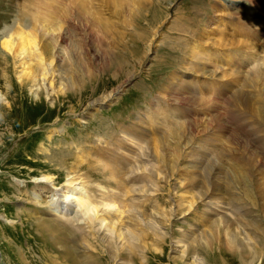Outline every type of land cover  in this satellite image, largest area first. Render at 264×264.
Masks as SVG:
<instances>
[{
	"label": "rangeland",
	"instance_id": "374dc122",
	"mask_svg": "<svg viewBox=\"0 0 264 264\" xmlns=\"http://www.w3.org/2000/svg\"><path fill=\"white\" fill-rule=\"evenodd\" d=\"M49 1L57 0H0V264H264L258 5L58 0L62 12L74 4L62 22L65 41L52 52L50 40H37L40 52L61 61L53 64L51 88L35 55L30 63L39 77L32 81L24 59L2 46L19 29H34L33 3ZM249 19L261 23L245 24ZM208 50L212 59L203 55ZM222 85L228 100L219 96ZM203 87L217 92L208 106ZM68 176L82 183L93 206L102 207L104 194L115 201L108 213L117 230L112 241L104 240V226L91 231L88 216L73 224L51 213L50 191ZM45 177L51 185L37 183ZM221 219L229 229L215 225ZM44 226L58 231L49 235ZM232 233L242 254L229 250ZM63 242L74 250L70 260L58 249Z\"/></svg>",
	"mask_w": 264,
	"mask_h": 264
},
{
	"label": "bare ground",
	"instance_id": "6f19581e",
	"mask_svg": "<svg viewBox=\"0 0 264 264\" xmlns=\"http://www.w3.org/2000/svg\"><path fill=\"white\" fill-rule=\"evenodd\" d=\"M65 1H67V0H65ZM248 1H250L251 3L255 2L256 5H258L259 11L261 10L260 12H263L264 13V0H253V2H252V0H248ZM56 2L49 1L48 3H44V4L43 3H33V5L35 6L34 7L35 8L34 10L36 12H34L33 15L30 16V17L33 18V20H34V22L32 24H33V28L34 27L35 28L34 29H31L30 32L29 31L27 32L26 30H23V29H19L16 32V34H14L13 37H11L9 39H5L2 42V46H3V49L5 51H7L8 53H10L12 55L16 54L17 57L19 55L20 58L22 57L24 59V62H23V66H24L23 70L25 69L24 76L28 77L32 81H36L37 78L39 77V75L37 74L36 70L32 67V64L30 63L31 56L33 57L35 55V58L37 59L39 65H41V67L43 69L41 71L42 80L43 81H46L47 84H49L51 88H53V86H54L55 71H56L53 68V64H58V66H59V63L61 61L58 58V56L55 55V52H54V54L53 53L52 54L51 53H47L48 52V49H44V51H41L40 52L39 51L40 50V47H39V45H37L38 44L37 43V40H39V39H42L43 40L44 37H45L46 41L47 40L48 41L50 40L49 42H52L51 45H53V49H50L52 52L54 50V47L58 45L59 41H61V42L65 41L64 35H62L64 33L62 31V27H63V23L62 22L66 18L65 13L68 12V9L71 6H74V4H71L70 5V4L67 3L70 7L67 8L64 12H62L61 10L59 11V9H58V8H60V6H61L62 3H60V2H57L56 3ZM233 2L234 3L235 2L236 3H242L241 0H233ZM243 11H244V13H246L247 15H249L251 18H253V16L251 14L247 13L245 10H243ZM253 14H254V12H253ZM253 19H255V18H253ZM250 23H254V24L258 25L261 22H257L255 20L249 19V21H247L245 24H250ZM251 27H254V26H251ZM251 27L249 29H251ZM14 40H16L17 43H15ZM219 42L221 43L222 41H219ZM41 43H43V42H41ZM205 43L204 42L203 43L201 42V44H205ZM249 45H251V44L249 42H247L240 49H243L244 50V48H246ZM42 46H45V45H42ZM35 52H36V54H34ZM198 53H200V52H198ZM208 53H209V55H208ZM195 54L196 53H194V56H195ZM203 55H205L204 57H207V55H208L207 58L208 59H212L211 54H210V51L209 52L204 51L203 52ZM209 62L211 63V61H209ZM216 71H218V70H216ZM223 72H224V70L222 72H220V74H223ZM217 74H218V72H217ZM225 74H231V70L228 71V72H226ZM223 76H224V74H223ZM226 87H228V86H225V87H224V85L220 86L218 88V90L219 89H221V90H219L218 92H219V96L220 97H222V98L223 97H226L227 100H228L229 99L228 98V95H227L228 93L224 92L225 90H227ZM202 89L204 91L203 90H202V92L196 91V93L194 95H197V93L199 92L200 93L199 95L204 98L203 105L204 106H208V103H210L211 100L217 99L216 97H212V93H214V92L217 93V92L216 91H214V92L209 91L210 88H208V87H206V88L203 87ZM214 120H216V121L219 122V119L218 118L213 119L212 121H210L209 123H207L206 125H204L201 128L202 131H205L208 127H211V128L215 127V125H213ZM232 142H234V141H232ZM155 143L157 145V146H155V152H157V154H159L160 153L159 148H160V143L161 142H155ZM110 166H112V165L110 164ZM188 167H194V166H188ZM109 172L112 175L114 174L111 171H109ZM51 180H52L51 177H45V178H42L41 181H38L37 183L38 184H41L42 183L45 186H47V185L49 186V185L52 184ZM81 184H82L81 182H78L77 181V178L68 176V179L66 180V182L61 187L56 188V189L52 188L51 189L52 191H50V196L52 197V199L50 200L51 206L49 207V210L55 216H57L56 215L57 214L56 212L59 211V213H60L59 216L60 217H64V219H66V221L71 222L73 224L75 222L79 223L78 222V219L79 218H83V217L88 216V218H91L92 219L91 225H88L89 228L91 229V231H93L95 233L96 231L94 229H95L96 226H100V227L104 226V230L106 232L103 231V233H105L104 236H103V238H104V240L109 241L110 240L109 238H111V236L109 235V233L112 234V232L116 230V225L112 224V221H109L108 220L111 217L110 216L111 214H108V213H110V210L112 211V210H115L116 209V206L113 203L114 200L112 199V197L110 195L104 194L103 195V199L105 201L102 200L103 201L102 202V207H100L101 210L99 211L100 208L98 206H95V205L93 206L92 202L90 201V198L87 197V196H85L84 190H83V188H81ZM44 188H46V187H44ZM37 194H39V192L38 193L36 192L34 194V196L36 198L38 197ZM53 197H57V199L53 200ZM57 201L58 202L60 201V203H59L60 205L56 203ZM183 206L184 205H182V207ZM77 207L80 209V211H77L76 214L74 215V217L70 216L71 213H72L71 211L73 209L77 208ZM191 207H192V205H190V208ZM102 211L104 212V215H100V212H102ZM103 212H102V214H103ZM121 212L124 213L123 211H121ZM162 212L163 211H159L160 215L162 217H164V213H162ZM79 213L81 215H79ZM225 222L227 223V224H225L226 228L229 229V227L231 226L229 220L228 221H224V220L221 219L220 223L215 222L216 223L215 224L213 222V224L218 225V226H221ZM38 223L40 224V222H38ZM44 229H45L44 231H46L45 233H48L49 235L53 233V231H51V230L58 231V229L56 230V229L46 228V226H44ZM116 232H117V230H116ZM119 232H118V237H120V236L123 235V234H121L123 231L121 233H119ZM61 234H62V232H61ZM95 234H99V231H97ZM230 236L231 237H230V240H229V243H228L229 250H233V252H235L237 254L239 252L242 254L243 253V246H242L243 244L240 242L241 239L239 238V235H237L236 233H232ZM124 238H126V237H124ZM110 241H112V240H110ZM57 244L60 245V247L58 249L66 252V255H67L66 258H67V260L68 259L70 260V258L73 256L72 255V252L74 254V250L73 251L72 250L71 251L65 250L66 248H65L64 242L63 243H57ZM108 245L109 246H112L111 243H109ZM77 258L79 259V257H77ZM72 260L74 261L73 264H80L78 260H75V259H72ZM94 261H95V259H94ZM80 262L82 263L83 260L80 261Z\"/></svg>",
	"mask_w": 264,
	"mask_h": 264
}]
</instances>
